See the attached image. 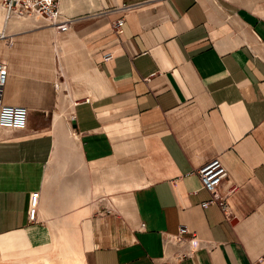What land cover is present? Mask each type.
Returning a JSON list of instances; mask_svg holds the SVG:
<instances>
[{
	"label": "crops",
	"instance_id": "1",
	"mask_svg": "<svg viewBox=\"0 0 264 264\" xmlns=\"http://www.w3.org/2000/svg\"><path fill=\"white\" fill-rule=\"evenodd\" d=\"M59 9L65 32L0 27L1 101L28 111L0 129V263L69 253L71 238L85 264H161L176 250L163 235L185 226L199 249L178 264H264V0ZM213 158L229 218L201 206L195 171Z\"/></svg>",
	"mask_w": 264,
	"mask_h": 264
},
{
	"label": "built area",
	"instance_id": "2",
	"mask_svg": "<svg viewBox=\"0 0 264 264\" xmlns=\"http://www.w3.org/2000/svg\"><path fill=\"white\" fill-rule=\"evenodd\" d=\"M60 0H1L0 14L3 16V23L11 20H29L37 23L38 27L46 26L56 33L65 32L71 26V21L64 19L59 9ZM131 7H124V9ZM123 26L120 19L112 23V28L119 32ZM4 37L3 30L0 31V38ZM111 59L110 54L104 55V60ZM7 80L6 66L0 63V129L19 131L26 126L28 111L22 106L4 105L1 101L4 87ZM72 120V119H71ZM201 186L206 190L211 199L202 203V207L215 204L223 212L225 218H229L227 195H221L218 191L222 181L227 177V170L218 158H213L196 171ZM234 188L230 189V193ZM39 193L30 195L27 209V217L30 223L37 221V202ZM163 247L172 245L176 250L164 255L161 264H178L183 259L191 257L198 249L199 243L194 233H191L185 226L178 229L176 234H164L162 238Z\"/></svg>",
	"mask_w": 264,
	"mask_h": 264
},
{
	"label": "rangeland",
	"instance_id": "3",
	"mask_svg": "<svg viewBox=\"0 0 264 264\" xmlns=\"http://www.w3.org/2000/svg\"><path fill=\"white\" fill-rule=\"evenodd\" d=\"M1 19V18H0ZM69 240H68V249H69V253H56V254H65V255H72V253L70 252L71 250H74L72 247H71V245L73 244L74 246H76V241L73 239H71V238H68ZM67 240V238L64 240V237H62V238H60V236L59 237H55V241L56 242H54L55 244H54V249L56 250H59V249H61L62 247H61V245L59 244L60 243V241H61V243H62V246H63V249H64V243H65V241ZM56 243H57V246H55L56 245ZM75 248V247H74ZM75 250H77L76 248H75ZM54 251V250H53ZM51 254V253H50ZM50 254H47V255H42V256H37V257H34V258H28V259H21L20 261H23V262H26V263H28V264H45L48 260H49V256H50ZM79 255H81L80 253H79ZM64 257H67V256H64ZM17 261H19V260H17ZM16 262V261H15ZM79 263L80 264H85L84 262H83V259H82V256H80V258H79ZM0 264H15L14 263V261L13 262H8V263H0Z\"/></svg>",
	"mask_w": 264,
	"mask_h": 264
},
{
	"label": "bare ground",
	"instance_id": "4",
	"mask_svg": "<svg viewBox=\"0 0 264 264\" xmlns=\"http://www.w3.org/2000/svg\"><path fill=\"white\" fill-rule=\"evenodd\" d=\"M0 27L3 24V16L0 14ZM1 29V28H0ZM2 131V130H1ZM5 131V130H4ZM76 135V134H74ZM67 256V257H64ZM15 264H28L23 261H14ZM45 264H80L79 263V255L78 253H72V255H65V254H56L52 252L49 256V260Z\"/></svg>",
	"mask_w": 264,
	"mask_h": 264
}]
</instances>
